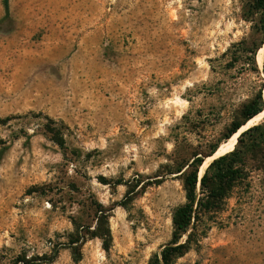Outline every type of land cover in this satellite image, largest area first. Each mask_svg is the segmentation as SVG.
<instances>
[{"label": "rangeland", "instance_id": "obj_1", "mask_svg": "<svg viewBox=\"0 0 264 264\" xmlns=\"http://www.w3.org/2000/svg\"><path fill=\"white\" fill-rule=\"evenodd\" d=\"M9 5L0 0V264H152L187 201L184 176L167 169L227 141L264 83V65L232 60L262 14L251 0ZM251 174L176 264H264V172ZM107 228L106 248L95 233Z\"/></svg>", "mask_w": 264, "mask_h": 264}, {"label": "trees", "instance_id": "obj_2", "mask_svg": "<svg viewBox=\"0 0 264 264\" xmlns=\"http://www.w3.org/2000/svg\"><path fill=\"white\" fill-rule=\"evenodd\" d=\"M251 1L253 8L262 14L260 33L254 41L239 48L232 60L233 64L240 62L245 69L258 73L257 55L264 48V0ZM4 3L6 14L9 15V0H4ZM263 89L264 83L260 85L256 96L244 105L241 113L243 120L232 123L226 139L232 137L250 119L264 110ZM218 148L219 145H214L206 153L194 152L191 158L177 166L169 167L164 174L179 173L184 176L187 201L175 210L173 237L152 256V264H176V260L189 251V243L193 236H202V226L206 220L213 222L216 215L225 210L227 201L234 195L236 188L241 186L246 192L251 190V173L254 170L264 172V121L242 131L234 149L214 158L201 175L203 164L208 157L215 155ZM2 156L3 151H0V161ZM251 158L257 163L250 164ZM98 220H101V217ZM191 229L193 230L190 231ZM95 234L104 238L107 248L110 230L107 228L105 232L98 231ZM185 235L187 238L183 241ZM20 261H23L20 264H39L42 258L23 257Z\"/></svg>", "mask_w": 264, "mask_h": 264}, {"label": "bare ground", "instance_id": "obj_3", "mask_svg": "<svg viewBox=\"0 0 264 264\" xmlns=\"http://www.w3.org/2000/svg\"><path fill=\"white\" fill-rule=\"evenodd\" d=\"M257 61L259 63V65L261 67H263L264 64V48L261 49L257 55ZM264 94V92H263ZM264 118V110L262 112H260L259 114H257L256 116H254L252 119H250L248 121L247 124H245L238 132H236L232 137H230L227 141H225L224 143H222L218 150L216 151L215 155L212 157H208L207 160L205 161V163L203 164L202 168H201V175L204 174L205 169L208 167L209 163L216 157L223 155L231 150L234 149L236 143H237V139L238 136L240 135V133L242 131H244L245 129H247L248 127H250L251 125H253L254 123H256L258 120L263 119Z\"/></svg>", "mask_w": 264, "mask_h": 264}, {"label": "water", "instance_id": "obj_4", "mask_svg": "<svg viewBox=\"0 0 264 264\" xmlns=\"http://www.w3.org/2000/svg\"><path fill=\"white\" fill-rule=\"evenodd\" d=\"M263 46H264V45H263ZM263 46H262V47H263ZM262 47H261V48H262ZM261 48H260V49H261ZM263 92H264V89H263ZM263 98H264V94H263ZM235 133H236V132H235Z\"/></svg>", "mask_w": 264, "mask_h": 264}]
</instances>
